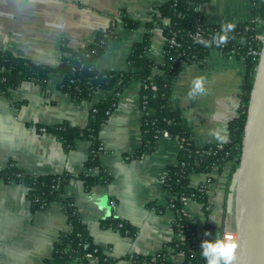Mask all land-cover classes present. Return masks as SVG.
Returning <instances> with one entry per match:
<instances>
[{
	"label": "crops",
	"instance_id": "obj_1",
	"mask_svg": "<svg viewBox=\"0 0 264 264\" xmlns=\"http://www.w3.org/2000/svg\"><path fill=\"white\" fill-rule=\"evenodd\" d=\"M162 1L0 0V48L32 63L54 67L63 45L82 47L93 42L99 32L110 30L118 36L110 39L94 66L97 70L126 71L132 46L148 34L146 56L156 64L152 70L156 76L162 71L159 65L165 40L160 28L148 29L146 23ZM200 9L206 24L247 23L253 17L251 0H205ZM123 16L138 25L124 27ZM178 68L169 104L180 111L181 124L192 132L198 146H222L228 141V123L239 112L245 83L243 60L212 49L200 63ZM196 78H201L199 88L194 83ZM59 82L56 76L49 77L44 86L25 81L10 96L0 94V168L12 161L26 174L69 175L63 194L72 200L92 242L112 260L109 264H129L134 254H155L172 238L175 215L166 207L168 194L162 190V180L167 166L176 160L180 143L161 136L155 150L131 158L141 145L138 82L118 92L101 90L81 101L61 91ZM109 97L115 98L114 107L98 133L105 150L99 159L109 181L88 189L77 176L89 155L90 142L77 140L67 149L55 135L40 129L62 122L83 128L91 108ZM231 167L228 164L221 172L213 168L188 178L193 188L208 178L212 180L206 189L208 209L203 210L191 199L182 202L183 214L197 222L201 240H220ZM109 218L126 223L132 234L104 225ZM68 230L59 203L34 210L23 184L0 181V264H45L54 243ZM205 231L211 235L206 236ZM173 261L180 263L182 256L176 255ZM89 262L101 264L96 257H90Z\"/></svg>",
	"mask_w": 264,
	"mask_h": 264
},
{
	"label": "trees",
	"instance_id": "obj_2",
	"mask_svg": "<svg viewBox=\"0 0 264 264\" xmlns=\"http://www.w3.org/2000/svg\"><path fill=\"white\" fill-rule=\"evenodd\" d=\"M205 0H163L157 10L161 20L146 23L148 29L158 27L164 36L162 70L152 76L156 64L147 58L148 34L139 43H134L128 57V70H97L94 60L101 55L112 35L108 31L99 32L88 45L70 49L61 47L62 55L54 67L35 64L14 56L0 48V94L10 96V92L25 81H37L42 86L51 76L60 78L59 89L71 95L77 101L89 100L101 90L118 92L131 82H138L140 89L141 145L131 158H139L156 149L158 140L165 133L180 143L176 160L167 166L162 180V190L168 194L166 207L173 211L172 238L153 255L134 254L129 257V264H206L201 254V238L198 236V224L194 219L185 217L182 211L184 199H191L206 210L207 194L189 186L191 174L209 173L213 168L222 171L230 164L235 170L234 160L240 155L243 140L245 112L251 90L255 63L247 56L253 48L254 34L264 32V24L252 29V24L228 22L225 24H206L202 20L200 6ZM252 12L264 22V0H252ZM121 20L126 28H134L137 21L125 16ZM110 31V30H109ZM201 33L206 41L197 42L191 35ZM174 37L176 44L171 46L169 40ZM212 49H221L223 54L234 55L242 59L245 66V83L240 91L238 116L228 123V141L222 146L207 143L198 146L192 132L181 124L180 111L169 104L174 85L173 77L182 64L190 63L193 58L203 59ZM235 50V52H232ZM115 98L109 97L95 104L88 117V123L80 128L66 122L44 126V130L55 135L67 149L77 140L90 142L89 155L84 162L82 172L77 176L86 188L106 184L109 175L98 156L100 141L98 133L101 125L108 118L114 107ZM152 112V114H150ZM69 175L66 174H26L12 161L0 168V181H15L27 189V197L32 209H44L51 202L61 205L67 217L69 230L54 243L50 258L45 264H61L72 261L74 264H90V257H96L101 264L112 260L106 257L102 247L94 244L85 224L79 218L71 199L63 194V187ZM172 205V206H171ZM157 209H164L157 206ZM104 225L119 229L121 233L132 234L127 224L116 219L105 220ZM183 237L180 239L179 237ZM182 256L180 263L173 258Z\"/></svg>",
	"mask_w": 264,
	"mask_h": 264
},
{
	"label": "water",
	"instance_id": "obj_3",
	"mask_svg": "<svg viewBox=\"0 0 264 264\" xmlns=\"http://www.w3.org/2000/svg\"><path fill=\"white\" fill-rule=\"evenodd\" d=\"M264 38V35H263ZM247 101L240 155L227 201L236 249L231 264H264V39Z\"/></svg>",
	"mask_w": 264,
	"mask_h": 264
},
{
	"label": "built area",
	"instance_id": "obj_4",
	"mask_svg": "<svg viewBox=\"0 0 264 264\" xmlns=\"http://www.w3.org/2000/svg\"><path fill=\"white\" fill-rule=\"evenodd\" d=\"M252 2V0H251ZM151 21L156 23L157 21H160L161 20V16H160V13L158 11H155L151 17H150ZM249 24H252V29H257V27L259 25H263L264 22H261L257 17H252V19L248 22ZM225 24V23H224ZM107 34L109 35H112L113 37L112 38H116L118 36L117 33H112L111 31L108 30ZM263 35H264V32L263 33H255L254 34V37H253V40L254 41V44H253V48L251 50H249L247 52V56L251 58V60L255 63V65H257L258 63V60H259V57L261 55V49H262V44H263ZM191 37L194 39V40H197V42H204L206 41L205 37L197 32V33H194L191 35ZM175 42V39L174 37H172L170 40H169V44H170V47L171 46H179L178 44L174 43ZM218 51H220L222 53V50L221 49H216ZM166 52V50L163 51V53ZM232 52H235V50H233ZM223 54V53H222ZM226 56H231V57H235L234 55H227V54H224ZM203 59H199V58H193L190 63H200ZM242 60V59H241ZM254 65V66H255ZM256 67V66H255ZM42 132H44V128H41L40 129ZM161 136H165L167 138H170L169 136H167L165 133H163ZM105 153V150L103 149V147L101 145H99V148H98V156L101 157L102 154ZM143 156V155H142ZM140 156V157H142ZM212 183V180L211 178H208L205 180V182L201 183L200 185H198L196 187L197 190L199 191H205L207 189V187ZM111 205L114 204L113 201L110 202ZM172 206V205H171ZM206 209H208V207H206ZM180 239H182L183 237H179ZM220 240L222 242H229L230 240H236V233H235V228H234V223H233V218H232V215L230 214H227L224 216V220H223V223H222V230H221V236H220Z\"/></svg>",
	"mask_w": 264,
	"mask_h": 264
},
{
	"label": "clouds",
	"instance_id": "obj_5",
	"mask_svg": "<svg viewBox=\"0 0 264 264\" xmlns=\"http://www.w3.org/2000/svg\"><path fill=\"white\" fill-rule=\"evenodd\" d=\"M201 78L194 79L196 87H200ZM205 235H211L210 232L205 231ZM235 240L229 242H222L217 240L215 242L211 240H201L200 248L202 249V255L206 259V264H231L235 256L236 249Z\"/></svg>",
	"mask_w": 264,
	"mask_h": 264
}]
</instances>
